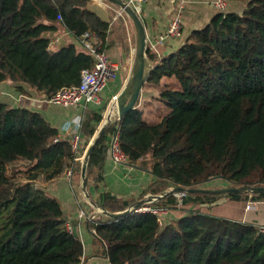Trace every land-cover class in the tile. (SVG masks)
I'll return each instance as SVG.
<instances>
[{
	"label": "trees",
	"instance_id": "obj_1",
	"mask_svg": "<svg viewBox=\"0 0 264 264\" xmlns=\"http://www.w3.org/2000/svg\"><path fill=\"white\" fill-rule=\"evenodd\" d=\"M235 1L243 3L240 12H217L152 67L146 82L158 85L166 77L176 84L160 87L157 99L168 110L158 120H147L137 104L106 127L87 178L96 186L102 180L109 136L118 127L127 164L149 169L153 179L137 198L103 191L93 198L98 206L121 211L147 193L175 184L193 189L215 178L230 187L264 185V0ZM89 4L0 0V82H22L47 97L78 84L91 56L72 42L51 48L49 33L59 25L74 37L91 29L104 43L109 22ZM155 54L147 48V59ZM101 119L100 111H84L75 151L68 139L55 140L58 129L39 111L0 102V264H81L83 243L68 230L61 202L34 183L67 170L79 175L83 136L90 139ZM16 160L28 161L22 178L8 171ZM220 197L257 200L264 193L190 192L182 203L191 206L163 223L154 212L132 209L117 218L97 212L86 224L108 264H264L258 224L202 210ZM169 203H176L173 195L152 205Z\"/></svg>",
	"mask_w": 264,
	"mask_h": 264
},
{
	"label": "crops",
	"instance_id": "obj_2",
	"mask_svg": "<svg viewBox=\"0 0 264 264\" xmlns=\"http://www.w3.org/2000/svg\"><path fill=\"white\" fill-rule=\"evenodd\" d=\"M213 1L144 0L141 3L139 15L143 21L148 39H153L162 33L169 21L176 15H180L182 21L181 35L167 38L165 43L158 47L159 50L155 54V59H147L151 67L159 63L164 55L175 50L193 29L203 27L214 14L221 11L213 4ZM225 2L226 11L240 12L243 8L241 1L225 0ZM89 6L102 19L109 22V31L103 43V48L107 52L111 62L118 66L117 76L110 82L106 95L99 94L98 102L90 103L86 108L87 110L98 111V107L109 100L111 95L118 94L130 78L135 54L136 36L132 21L124 12H121L120 8L114 9L109 4L99 1L91 2ZM98 9L102 10L104 15H100L97 11ZM49 35L58 38V42L52 44L51 48L55 49L72 42L79 49L77 37H74L61 25L58 26L56 31L49 33ZM18 86H21L29 94H22L18 91ZM22 95L35 98L37 103L35 106H30V108L39 111L58 130L71 120H76L81 116L83 118V113L86 110L82 105L62 107L46 103L42 100L45 96L42 92H38L35 88L22 82L17 83L11 80L0 82V102L16 106L18 105L19 97ZM143 115L145 117V114ZM82 158L81 154L76 157L75 161L82 163ZM69 172L70 170H67L61 176L50 181H37L36 183H40L44 189L57 197L61 202L66 220L71 224L73 230H75L83 243V264H108L107 257L99 253L101 248L100 243L95 241L94 235L86 224L88 217L100 212L93 198L99 200L103 191H109L122 198H137L153 179V175L149 169L139 166L127 163L114 164L109 154L104 162L102 180L98 183V186L93 183L91 178H87V186L84 191L81 186V171H79V175L75 174L72 176ZM202 210L236 220L264 224V199L230 200L220 197L209 206H203ZM81 212L84 215L79 217Z\"/></svg>",
	"mask_w": 264,
	"mask_h": 264
},
{
	"label": "built area",
	"instance_id": "obj_3",
	"mask_svg": "<svg viewBox=\"0 0 264 264\" xmlns=\"http://www.w3.org/2000/svg\"><path fill=\"white\" fill-rule=\"evenodd\" d=\"M143 1L144 0H127V2L134 8L135 11H137L138 14L141 10V3ZM213 4L221 11L226 8L225 0H214ZM121 12L123 11L121 10ZM58 19H61L60 15H58ZM181 28L182 21L180 15H176L169 21L162 33L158 34L153 39L147 38V48L152 52L158 53V47L163 45L167 38L178 37L181 35ZM77 39L81 49L91 56V67L81 71L78 84L61 87L53 95L48 97L44 96L42 98L44 102L62 107L82 105V107L86 109L88 104L98 102L100 92L109 82L116 78L118 66L109 59L107 52L103 48V41L98 34L95 31L88 29L77 37ZM56 42H58V38L51 37L49 45L51 46ZM117 96L118 94L115 93L109 98V102L113 107H115ZM114 120H118L117 115ZM81 121L82 116L76 120L67 122L60 130H58V135L55 140L66 138L70 142L72 148L77 151L81 142ZM118 138L119 128L116 127V129L109 136L108 154L114 164H124L128 162L129 158L128 155L120 148ZM186 194V191H181L174 192L171 195L174 196L176 203H182ZM154 202H146L143 206L134 210L138 212H154L157 214L158 222L162 223L163 215L167 213L168 207H155V205H152ZM83 215L84 213L81 212L79 217H82ZM67 228L69 231H73V227L70 223H67ZM258 228L260 232H264V224H258Z\"/></svg>",
	"mask_w": 264,
	"mask_h": 264
},
{
	"label": "water",
	"instance_id": "obj_4",
	"mask_svg": "<svg viewBox=\"0 0 264 264\" xmlns=\"http://www.w3.org/2000/svg\"><path fill=\"white\" fill-rule=\"evenodd\" d=\"M110 3L118 6L132 21L135 36V54L133 60L132 73L128 79L126 85L120 90L116 98L115 107L117 110V117L120 120L123 115L135 108L140 97L141 89L144 83L147 81L149 73L152 70V67L149 65L146 57L147 51V36L143 21L137 11L127 2V0H107ZM37 100L35 98H30L27 96H20L18 100V105L20 106H35ZM111 123L110 117H105V120L102 122L101 126L98 127V130L95 136L92 138L90 144L88 145L82 160L81 167V186L85 191L87 186V176L86 168L89 157L100 139V137L105 132L106 127ZM186 191L190 192H206V193H224V192H246V193H264V185H241V186H228V187H219V188H205V187H196V188H187L185 186L175 184L169 190H166L160 194H147L145 198H141L135 201L130 208L125 210L112 212L106 210L100 206L99 209L106 215L112 216L114 218L123 216L129 213L132 209L139 208L143 206L146 202H152L160 200L161 198L171 195L174 192ZM75 232V230H73Z\"/></svg>",
	"mask_w": 264,
	"mask_h": 264
},
{
	"label": "rangeland",
	"instance_id": "obj_5",
	"mask_svg": "<svg viewBox=\"0 0 264 264\" xmlns=\"http://www.w3.org/2000/svg\"><path fill=\"white\" fill-rule=\"evenodd\" d=\"M96 1L109 4V6L114 8V9L119 8L118 6L114 5L113 3L108 2L107 0H90V4H91V2L93 3ZM97 11L99 12L100 15H104V12L102 10L98 9ZM120 51L122 53L121 47H120ZM171 82H172V79L163 78L158 85H152L148 82L144 83V85L141 89L140 97L138 99L137 104L142 109V112H143V114H145V117L147 120L148 119H151L154 121L158 120L160 115H162L165 111L168 110L165 105L161 104V102L158 101L157 95L159 93L160 87H162L165 83H168L167 85H169V86L176 85V84H173ZM109 85H110V82L100 92V95H102V94L106 95L107 88L109 87ZM24 92L27 95L29 94L26 90H24ZM98 111H100L102 113V119H101L100 123L97 125V129L90 139L86 136H83V144H84L83 148H85V149L82 153V156L84 155V153H85L88 145L90 144L92 138L95 136V134L98 130V127L101 126L102 122L105 120V117H110V120L114 121V119L116 118V115H117L116 107H113L110 104L109 100H107L102 105H100L98 107ZM27 164H28V161H26V160H16L15 162L10 163L8 165V171H9V173L16 171L14 173V174H16L15 176L18 178H22L21 177L22 170L25 169ZM77 164L80 166L79 171H81L82 163L78 162ZM34 185L37 187L41 186L40 183H34ZM228 186H230V182L227 180H224L222 178L210 179L206 182L201 183V185H200V187H205V188H219V187H228ZM171 187L167 188L166 190H169ZM78 190H79V188H78ZM166 190H164V191H166ZM160 193H158V194H160ZM147 194H150V193H147ZM146 195H144L142 198H145ZM230 200H233V199H230ZM190 206H191L190 203H188V204H183V203H169V204H167L168 211L166 214L163 215V220L167 219V218L170 219V218L177 217V216L181 215L183 213L184 208H187ZM162 223H163V221H162ZM81 264H83V261L81 262Z\"/></svg>",
	"mask_w": 264,
	"mask_h": 264
}]
</instances>
